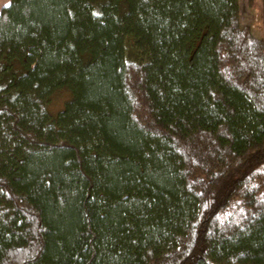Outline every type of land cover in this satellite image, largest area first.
<instances>
[{"label":"trees","instance_id":"16d2710c","mask_svg":"<svg viewBox=\"0 0 264 264\" xmlns=\"http://www.w3.org/2000/svg\"><path fill=\"white\" fill-rule=\"evenodd\" d=\"M260 3L0 6V264H264Z\"/></svg>","mask_w":264,"mask_h":264},{"label":"rangeland","instance_id":"374dc122","mask_svg":"<svg viewBox=\"0 0 264 264\" xmlns=\"http://www.w3.org/2000/svg\"><path fill=\"white\" fill-rule=\"evenodd\" d=\"M8 0H0V6ZM261 0H238L239 13L238 20L240 24H247L250 33L253 36L260 37L262 35L261 21ZM70 93L66 87H58L53 90L48 97L46 108L48 111L54 112L61 108L64 101L69 97Z\"/></svg>","mask_w":264,"mask_h":264}]
</instances>
